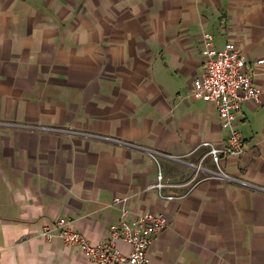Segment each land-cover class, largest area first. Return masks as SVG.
Here are the masks:
<instances>
[{
    "label": "crops",
    "instance_id": "crops-1",
    "mask_svg": "<svg viewBox=\"0 0 264 264\" xmlns=\"http://www.w3.org/2000/svg\"><path fill=\"white\" fill-rule=\"evenodd\" d=\"M204 31L262 89L238 113L245 152L218 163L254 186L208 177L204 143L225 148L229 133L192 94ZM261 60L264 0H0V264H97L40 233L64 217L99 243L124 207L167 215L150 264H264ZM148 150L174 199L152 188Z\"/></svg>",
    "mask_w": 264,
    "mask_h": 264
},
{
    "label": "built area",
    "instance_id": "built-area-1",
    "mask_svg": "<svg viewBox=\"0 0 264 264\" xmlns=\"http://www.w3.org/2000/svg\"><path fill=\"white\" fill-rule=\"evenodd\" d=\"M202 37L207 50L206 72L194 79L192 94L195 99L213 103L223 128L228 130V145L225 148L204 143L211 147L209 153L218 164L222 154L241 155L245 152L246 144L237 128L238 113L244 102L261 101L262 89L254 83L250 63L233 43L228 42L223 47L216 48L210 32L204 31ZM59 130L68 132L67 129ZM148 152L158 165L157 181L152 188L157 189L161 197L174 199V196L162 193L167 183L160 169L159 158L164 154L151 150ZM201 169L203 167L199 164L196 171ZM207 173L209 178L254 186L232 177L219 164L217 169L207 170ZM114 201L122 202L125 198L116 197ZM128 215L129 210L124 207L119 222L111 226L109 236L99 243H92L84 233L73 228L71 220L64 217L59 218L52 226L43 227L40 234L47 240L59 236L64 244L76 247L87 259L97 264H150L148 247L156 234L167 226V215L164 212H147L133 219H128ZM122 244L128 245L129 250H125Z\"/></svg>",
    "mask_w": 264,
    "mask_h": 264
}]
</instances>
